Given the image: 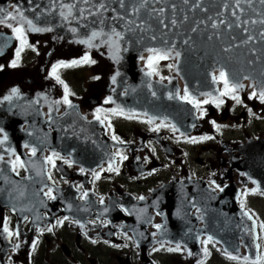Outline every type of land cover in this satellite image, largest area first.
<instances>
[{
    "label": "flooded vegetation",
    "instance_id": "af4514ba",
    "mask_svg": "<svg viewBox=\"0 0 264 264\" xmlns=\"http://www.w3.org/2000/svg\"><path fill=\"white\" fill-rule=\"evenodd\" d=\"M2 26H4L2 27L4 30L9 31L7 35L10 37L12 36L14 44L10 52H8L9 54L3 59H0V65L3 66V70H0V98L9 95L11 89L16 87L21 80L24 79V72L20 74L25 67L23 65L24 62L28 60L36 62L43 47V44H29L30 47H26L21 53L19 67H10L11 61L15 58V51L19 47V41L15 39L10 28L5 25ZM33 48L35 50H33ZM28 50H30V57L26 60L27 57L25 52ZM86 53L90 54L84 51L62 62L66 64L71 63L73 60L81 59ZM149 56L150 55L146 57V61L144 60L142 65H145L146 70H150L149 72H153L155 80L167 82L172 71L170 65H174V63H171L169 58L160 59L150 68L148 66ZM91 57L95 60L92 55ZM54 65L55 64L47 66L44 72L41 70L40 72L42 75L32 72L34 84L32 86H27V88L35 93H40L42 96H33L35 104L32 107L30 106V109H32L31 113L27 112L26 109H22V105H26L29 100V96L22 89H19L20 95L18 97H13L11 101L6 100L5 102H0V141H5V143H2V149L0 148V157H3V159L0 160V197L10 201V203L6 201L8 205L3 203L2 208L4 207L3 215L6 219L5 225L9 231L13 233L10 236V243L7 240L5 244L0 242V251H3L4 245L7 248H10L11 244L13 245V249H9L12 255L8 257L7 254L3 264H121L127 261L126 259H129L131 264H139L140 255L143 251L147 253L145 259H143V264H150L148 259H150L153 264L154 262L155 264H164V257H168L167 263L173 260V262L179 261V264H181V260L185 255L187 259L189 258V252H191L192 255L197 253L198 248L196 244H194L195 241L192 240V242H187L186 240L188 238L186 239L184 234H179V227L176 229L175 237L177 240L185 242V244L191 248L189 252L186 246L182 244L183 242L173 243L170 242L169 239L151 245L154 240H157V237L155 236L153 241L146 240L144 235H142V222H139L138 234L136 233L140 241L137 242L135 238L136 234L134 236V232L129 230L130 227L125 222L127 221L125 218L130 216V207L126 208L125 202L127 200L131 206L134 204L139 205L143 200H146V198L148 199V196L150 197L164 186H169V188L166 187V195H168V192L174 191L176 187L186 189L193 185L197 186L198 184L205 185L212 194H217V198L221 197L222 199L223 193L221 189L230 185V179H228L230 163H228V160L230 159V155L235 153L233 150H230V145L233 143H241L240 141L247 142L248 139L255 141L259 138H264V103L260 102L259 95L257 94L256 97L250 98L253 93L252 90H249L245 94L236 92L235 95L240 97L241 103H237L234 99H231L230 96H223L220 97V99L223 100V104H221L220 107H216L215 103L212 102L207 104L203 103L205 99H211L205 94L198 96L200 97L199 100L198 97L192 96L196 101L200 102L201 107L199 110L194 107L193 104L182 99L188 104V109L186 108L188 111L178 112L176 117H181L184 121L187 119L190 120L193 117L191 119L193 123L191 130L188 134H184L182 132L183 130L177 129L176 125L173 124L171 120L163 121L165 125L163 127L160 126L162 120L147 123L146 121L150 117L145 115L146 110L133 119H127L121 115H113L111 112L113 108L110 107L109 103H105V100H107L110 95L103 94L98 96V94H96L95 96H98L97 100H99V104L94 106H83L81 115L84 116L87 121L97 120L95 116L96 110L98 108L105 110L104 113H101V119L104 121L103 126L106 130L107 137L114 142V147L112 149L114 159L109 162H105L104 160L102 165L91 171L77 164L78 161L73 160L72 156L66 158L58 154L59 158L53 157L55 162V166L53 167L46 159L51 157L53 153H51L52 151L50 152L44 149L45 156L40 157V159L36 161V168L38 169L40 166L43 167L45 165L47 167L48 178H50L48 182L44 183L46 184L43 185V188L46 186L44 190L40 192L38 185L40 183H23L22 180L19 179L27 177V171L22 158L24 156L28 158L33 156L31 150L34 146L28 143H36V139L38 138H40L41 141L42 136H45L44 139L49 140L51 134L56 130L55 127L54 129L51 126L52 123L49 122L51 123L49 127L52 129L49 128L47 133L44 134L43 130L46 127L45 122L50 117V107L48 108L44 102H40L46 101L42 98L45 96L47 99L56 97L59 101L63 100V85L57 83L50 75ZM182 67L188 69L189 65L183 63ZM69 72H71V74L73 73L70 75V78ZM103 74L104 70L101 64H97V62L95 64H83L78 67L68 68L66 79L61 76L59 72L60 78L68 85L70 91L73 93V95L69 96V100L72 104L86 98V94L90 92L95 85L101 82ZM218 76L219 75H217V77ZM96 77H99V79H96ZM185 80L188 81L189 79L187 80L185 78ZM217 83L220 88L217 90V95L219 96V93L224 89V85L222 82ZM184 84L183 79L179 80L178 86L181 89V97L184 96ZM38 102H40V105ZM85 102L86 99L83 103ZM60 106L61 110L52 114L55 115L56 120L64 116L66 112L65 108L67 105L60 103ZM40 107H42L41 111L39 109ZM39 121H41V123ZM203 122L206 124L204 127L201 125ZM97 124L99 126V123ZM109 124H111V127H109ZM80 125L85 126L86 129L92 128V126L89 124H78L75 127L76 132H74L76 136L86 140L89 144V148L93 143L96 144L100 141L101 138L96 139L97 136L95 137L89 132L82 131ZM200 125L201 129L205 131L201 135L198 134ZM173 126H175L177 131H173ZM217 126L219 130H217ZM232 126L243 129L240 137H229L230 132L234 129ZM64 127H66V125H64ZM153 129L158 130L154 131ZM68 131H66V133H68ZM69 135L71 136L72 133L70 132ZM113 135L118 137L119 141H122V143L113 140ZM5 136L7 137L6 140L4 139ZM203 137H211V139H203ZM62 138L63 137L59 139ZM193 138L197 140L196 143L190 142ZM142 140L145 141L143 142ZM80 142H82V140ZM26 144L29 146L25 147ZM218 146H220L219 150H217ZM90 152L95 154V158H88L89 160L84 163L87 165H94L100 159V153L98 151L88 149L77 151L76 154L79 156L80 154L87 153L88 155ZM217 153L224 157V159L221 160L223 162L221 168H219V163L215 161ZM85 157L84 159H86ZM122 157H126V159H122ZM17 158H19L23 166L17 164L15 170H13V174L8 168L11 167L13 169L12 165L17 161ZM42 159H44V161ZM66 160L70 161V164L65 163ZM110 164L112 165V170H109ZM81 169L84 171L82 172ZM64 173H66L67 176ZM93 173L98 174L99 178L97 179ZM237 176L238 174L236 173V188L242 189L239 190L240 194L238 196L237 206L239 209L245 212L247 211L256 221L260 232L261 255L264 256V249L261 244L263 230L260 228L264 220L258 208L253 204V199L264 201V192H253V190L257 188V184L254 185L250 183L248 186L244 187L245 185L238 181ZM242 180L244 181V179ZM213 181L215 182L214 184ZM172 185L174 186L170 187ZM49 189L52 190L53 196L57 195V189H69L67 193L63 191L64 194H61L59 198L60 205L56 209L53 203L56 198L50 199L47 195ZM246 192L247 195H245ZM85 193H87L86 196L84 195ZM140 197H143V199H140ZM215 197L216 195H210L211 207L214 206V202L217 199H215ZM234 199H237V195L234 196ZM23 200H28L31 204L39 202V208L37 209L38 221L37 219L35 221L33 220V213H27L21 225L26 239L29 238L31 242L34 243L38 241V243L36 244L35 250H33L32 246L29 247L26 256L21 260L17 257L18 248L16 246L19 245V248H23V250H26V248H24L25 244L20 240V234L17 231L16 222L19 214L17 215L12 207L13 205H16V207L19 205L23 206ZM241 200L244 201L243 209L241 208ZM30 203L25 206L31 205ZM72 203L73 205L76 203L79 207L73 210L71 208ZM189 204L190 202L188 205ZM63 206L72 211L76 217H72L73 214L69 215L65 213L66 210L64 214H60V211L64 209ZM110 206H113V210L109 208ZM104 209H106V211H104ZM70 211H68V213H70ZM110 211H112L114 215H112ZM57 214L60 216L56 218L55 221H52V218ZM185 214L186 212L184 213L182 208V215L180 217L182 218ZM151 216L154 217V222L149 225V229L154 231L157 230L156 225L162 226L163 221L155 211H152ZM65 217H68V219L64 220ZM61 220L64 221L63 225L58 223V221ZM77 221L79 223H77ZM35 222L36 224H34ZM183 224H187V221L183 220ZM80 225H83V227H80ZM49 227H52L51 232L47 230ZM144 230H146V227L143 226V231ZM178 237H180V239H178ZM197 237H195L196 241ZM230 239L234 245H238V242L234 241V238ZM206 240L207 237H203L201 240L203 252L205 248L204 241ZM92 241H95V243ZM142 241H144V243L147 241L146 247L141 246V244H144ZM239 241L242 242L241 240ZM177 244L180 245V251L169 252L167 250L168 248H175ZM206 246L210 255L204 256L202 260L204 264H210L214 259L220 258L224 263L244 264L243 260H233L223 254L221 248L214 240L209 242ZM242 252L244 254L246 253L245 248H242Z\"/></svg>",
    "mask_w": 264,
    "mask_h": 264
},
{
    "label": "water",
    "instance_id": "95a60500",
    "mask_svg": "<svg viewBox=\"0 0 264 264\" xmlns=\"http://www.w3.org/2000/svg\"><path fill=\"white\" fill-rule=\"evenodd\" d=\"M60 2L61 0H31V2H29V0H0V7L5 8L6 11L14 12L13 6H19L28 18L33 19L38 27L52 29L51 31L45 32H27V38L31 44L44 42L45 46H47L39 55L43 64L42 72L47 69V64L66 60L69 58V55L75 54L74 45L76 49H80V53L85 50H88L92 56H94L95 52L98 53L107 67L111 69L107 78H105V83L98 96L103 95L104 92L110 95L114 103L109 104L113 109L119 106L126 112H134L137 114H142L143 111L146 110L145 113L147 116L155 118L153 122L156 120H171V122L176 125L177 129L183 130L182 132L184 134H188L193 125L191 120L193 117L186 121L181 119V117H176L178 112L188 109L186 101L181 99V89L178 86L179 80L184 79L185 87L183 92L187 87L191 96L198 97L205 93H211L212 96H217L218 83L213 82L212 76L214 75V71L222 68L228 73L230 82H238L243 84L244 87H252L257 91L264 90V38L260 36V33L264 31V25L259 23L261 19H264V5L260 4L259 0H240L239 8L236 7V0H188L187 4L184 3V0H148V3L141 7L140 11L136 14H133L132 10L135 7H139L142 0H124L123 7H121L120 0H89L88 4L77 2V0H63L64 3H76V10L74 11L76 18L72 19L70 17L68 20H64L59 15ZM102 3L105 5L103 9L99 7ZM37 5L39 7H37ZM224 5H227V8H225ZM53 8H55V11H53ZM79 9L85 10L83 18L80 16ZM161 9H163L162 14L160 12ZM233 11L236 12V16L232 15ZM90 12L97 14L91 15ZM117 17H123V19ZM237 17H239V19H237ZM172 20L176 21L175 25L171 23ZM222 20L225 23L221 24L220 21ZM251 20H256L257 23L252 24L250 23ZM101 21H103V23H101ZM128 21H133V23L129 24ZM161 21H163V23H161ZM244 21H249V23L245 24L243 23ZM40 22H43V24L39 25ZM214 22L219 25L215 29L211 27ZM9 23H12L13 26H18L16 22L9 21ZM139 24H143V27H136V25ZM237 24H240V27H237ZM165 25H167V27H165ZM229 25H231V28L228 27ZM72 28L76 29L75 33L71 31ZM112 28L122 32L124 35V39L120 41V59L118 62L111 58L107 45L89 49L86 45L78 42L90 36L93 30L99 31L103 29L105 32H110ZM193 29H195V31H193ZM244 29H247V34H245ZM247 35H251L254 39L245 43L244 41L247 39ZM153 37H155V39H153ZM209 37H211V39H209ZM0 40V59H3L9 54L8 52H10V49L13 47L14 39L12 36L10 37L0 33ZM185 41H187V43H185ZM95 43L99 44V40ZM148 48L162 50L172 49V55L170 57L174 59L175 64L173 67V76L167 82L155 80L153 74L146 75L149 71L142 67L141 62L145 60L146 56L151 54L148 52ZM62 49H68L69 53L63 52ZM225 49L229 50L226 51ZM177 51L181 54L179 59L175 58V52ZM141 57H143V59ZM187 60H194L196 63L205 65L203 68L194 70L193 72L191 69H184V67H182L183 62L186 63ZM117 73H119V75H117ZM32 76L33 74L31 71L26 72L24 74V79L16 86L29 96L26 105H22V109H26L29 113L32 111L30 108L35 104L33 96H42L40 93H35L27 88V86H32L34 84ZM113 76H116L115 83L112 81ZM245 77H248V79H245ZM185 78L189 80L186 81ZM193 80L195 83H192ZM203 84L206 85V87L204 86L203 88ZM149 85L151 87H149ZM253 85H255V87H253ZM91 91L92 89L90 92ZM153 92H155V96ZM170 94L173 97L172 99H169ZM95 95L96 94L86 97L81 100V102L73 103V107L71 108L67 106L65 108L67 113L65 112L64 116L58 120H56L55 115L52 114L61 110L60 104L57 105L53 103L59 100L53 97L48 98L46 101H40L44 102L48 108L50 107V117L45 122L46 127L43 130L44 134L51 128L49 127L51 123V126L53 128L55 127L56 130L51 134L49 140L44 139L45 136H42L41 141L40 138H38L36 139V143H28L29 145L37 147L35 148L36 154L29 158L25 156L22 158L27 171V177L19 180H22L23 183L38 182L40 183L38 184L40 192L44 190L46 187L43 188V185H46L44 183L49 181L47 167L44 165L43 167L40 166L38 169L36 168V161L39 160L40 157L45 156L44 149L50 152L52 151L51 153L56 152L66 158L72 156L73 160L78 161L77 164L91 171L102 165L104 160L105 162H109L114 159L112 154L114 142L107 137L103 123L99 120L87 121L84 116L81 115L83 106H94L99 104V100H97L98 96ZM85 99L86 102L83 103ZM5 101L4 97L0 98V102ZM40 102H38L39 105ZM39 109L41 111L42 107ZM39 122L41 123V121ZM97 123H99V126ZM78 124H89L92 126V128L86 129L85 126L80 125V129L82 128V131L89 132L95 137L97 136L96 139L101 138L100 141L96 144L93 143L89 148V144L86 140L74 134V132H76L75 127ZM64 125H66V127H64ZM66 131H68V133H66ZM70 132L72 133L71 136L69 135ZM204 132L205 131L199 126L198 134L201 135ZM61 137L63 138L59 139ZM79 140H82V142ZM142 141L144 142L145 140ZM242 145H244V147H242ZM2 147V144H0L1 149ZM88 149L100 153V159L95 163L96 165H87L84 163L92 157L95 158L93 152L88 153V155L87 153L80 154L79 156L76 154L77 151ZM233 150L235 153L230 155V159L228 160V163H230V173L228 177V179H230V185L223 189L222 199L221 197H218V199L217 194H212L210 190L202 184H198L197 186L193 185L186 189L176 187L174 191L170 189L171 192H168V195H166V187L169 188V186H164L158 190L159 192L156 191L150 197L148 196V199L146 198V200H143L139 205L134 204L131 206L126 200L125 207H130V212L128 211L130 216L125 218V220H127L125 222L131 228H129V230L134 232L133 234L135 236L136 233L138 234L139 222H142V235H144L146 240L153 241L154 237H157V240H154L151 244L154 245L164 242L166 239H169V241L173 243H182L183 241L177 240L175 237L176 229L179 227V234H184L186 239L188 238L186 240L187 242H192V240L196 242H194V244H196L199 253L197 252L194 256L195 258L191 254V261H194V259H202L204 256L201 247V240L204 235H206L205 237L207 238L212 236L213 240L222 247L224 253L227 251L232 255L250 257L251 259L260 255V250L256 248V245L259 244L257 223L253 217L249 219L248 216L244 215L245 211L238 208L239 190L242 189L236 188L237 184L235 180L237 173L238 181L243 183L245 185L244 187L255 181L256 183L253 184L259 185V191L264 192V138H259L255 141L248 139L247 142L239 143L236 149L233 148ZM84 157L86 159H84ZM42 160L44 161V159ZM8 169L14 174L11 167ZM242 179H244V181ZM57 190L56 199L53 201L55 209L60 205L59 198L61 194L69 191V189ZM210 195H216L215 199L217 198L213 207L210 206ZM235 195H237V199H234ZM6 201L10 203L9 200L0 197V241L3 244H5L6 240L8 242L10 240L8 233L3 231L6 219L3 215L4 207L2 208V206ZM189 202L190 204L188 205ZM29 203L30 201L25 200L23 206L19 205L16 207V205H13L12 207L13 211L17 215L19 214L16 222L17 231L20 234V240L25 244L24 248H26V250H23V248L18 247V258L25 257L28 252L27 249L33 245V242H31L29 238L26 239L21 228L22 220L27 213H33L32 216L34 215V221L37 219L39 202L30 203L31 205L25 206ZM63 207L64 209L60 211V214H64L66 210L65 213L69 215L73 214L72 217H76L72 211L66 209L65 206ZM78 207L76 203H74V205L73 203L71 204L73 210H76ZM109 208L113 210V206ZM182 208L183 212H186V214L181 218ZM151 210L157 212L163 221L162 226L154 231L149 229V225L154 222V217L151 216ZM68 211H70V213H68ZM104 211H106V209H104ZM110 213H112V211H110ZM57 215L52 218V221H55L56 218L60 216ZM112 215H114V213H112ZM183 220H186L187 224L184 225ZM34 224H36V222ZM143 226L146 227L144 231ZM137 234L135 238L137 242H140ZM195 237H197V241ZM230 238H234L236 241L238 240V245H234ZM240 238L243 239L241 240L242 242L239 241ZM178 239H180V237H178ZM142 243H144V241H142ZM146 244L147 241L141 244V246L146 247ZM182 244L186 246L188 252L191 250L185 242ZM10 248H7L5 245L3 246V251L0 254L1 264H3L5 257L9 254ZM242 248H245V254L242 252ZM146 255L147 253L144 251L141 253L139 264L144 263L143 259H145ZM126 260L127 261L123 260L125 262L121 264H131L129 259ZM148 262L153 264L150 259H148Z\"/></svg>",
    "mask_w": 264,
    "mask_h": 264
},
{
    "label": "snow or ice",
    "instance_id": "6c2138e0",
    "mask_svg": "<svg viewBox=\"0 0 264 264\" xmlns=\"http://www.w3.org/2000/svg\"><path fill=\"white\" fill-rule=\"evenodd\" d=\"M29 2H31V0H29ZM77 2H82L84 4H88L89 0H77ZM148 3V0H142L141 4L139 7H135L133 8V14H136L140 11V8L143 7L145 4ZM184 3H188V0H184ZM259 3L264 5V0H259ZM120 4L121 7L124 6V0H120ZM198 6V5H197ZM240 6V0H236V7L239 8ZM250 6V5H249ZM14 7V12H9L6 11L5 8L0 7V24L5 25L6 27L10 28L12 33L14 34V37L17 41H19V47L16 49L15 51V58L11 61L10 67L12 68H17L20 65V60H21V53L23 52V50L26 47H30L29 43H28V39H27V32H45V31H51V28H44V27H38L33 19L28 18L25 15V12L23 10H21V8L19 6H13ZM37 7H39L37 5ZM99 7L101 9H103L105 7V5L102 3L99 5ZM225 8H227V5H224ZM34 10V9H33ZM76 10V3H64L63 0H61L60 2V11H59V15L64 19V20H68L70 17L72 19H75V15H74V11ZM53 11H55V8H53ZM84 9H79L80 12V16L83 18L84 16ZM161 14L163 13V9L160 10ZM91 15H96L97 13H93L90 12ZM233 16H236V12L233 11L232 13ZM119 19H123V17H117ZM237 19H239V17H237ZM9 21H13L16 22V24L18 26H13L12 23H9ZM101 23H103V21H101ZM129 24H132L133 21H128ZM161 23H163V21H161ZM173 25L176 24L175 20H172L171 22ZM221 24L225 23L223 20L220 21ZM243 23L247 24L249 23V21H244ZM250 23L252 24H256L257 21L256 20H251ZM260 24L264 25V19H261L259 21ZM219 25L217 23H212L211 27L212 28H217ZM237 27H240V24L236 25ZM136 27L138 28H142L143 24H139L136 25ZM165 27H167V25H165ZM229 28H231V25L228 26ZM72 32H76L75 28L71 29ZM193 31H195V29H193ZM245 34H247V29H244ZM260 36L262 38H264V31H262L260 33ZM124 39V35L122 32L117 31L115 28H112L110 32H105L103 29L96 31L93 30L90 34V36H88L86 39H81L78 42L81 44L86 45L89 49L92 48H99L101 46L107 45L109 53L111 54V58L118 62L120 57H119V52H120V41ZM153 39H155V37H153ZM209 39H211V37H209ZM254 38L251 35H247V39L244 41L245 43L252 41ZM97 40H99V44L95 43ZM185 43H187V41H185ZM33 50H35L33 48ZM148 52H150L152 55L149 56L148 58V66L150 68L153 67L154 63L157 60L160 59H168L171 55H172V49L169 50H162V49H157V48H148L147 49ZM226 51L229 49H225ZM180 52H175V58L179 59L180 57ZM143 59V57H141ZM96 61L92 59L90 54H85L81 59L79 60H73L71 61V63H57L52 67V71L50 73L51 77L54 78L57 83L63 85L64 88V96H63V100L62 101H54L53 103L55 104H60L63 103L65 105H67L69 108L73 107L71 101L69 100V96L73 95V93L70 91L68 85L60 78L59 75V69L61 68H70V67H78L81 66L83 64H95ZM170 67H172L170 65ZM0 70H3V66L0 65ZM152 73H146V75H151ZM117 75H119V73H117ZM96 79H99V77H96ZM163 79V78H162ZM245 79H248V77H245ZM212 80L214 83L216 82H222L224 85V89L223 91H221L219 93V96L217 97H212L211 93H205L206 96L210 97L211 99H205L203 103L207 104L209 102L215 103L216 107H220L221 104H223V100L220 99V97L223 96H230L231 99H234L237 103H241L240 97L238 95H235V93L239 90L242 89L244 87L243 84L241 83H233L230 82L229 78H228V73L224 70V69H220L219 70V76L217 77L216 75L212 76ZM112 81L113 83L116 82V76L112 77ZM149 87H151L149 85ZM253 87H255V85H253ZM20 95L19 89L17 87H13L10 91V94L5 96L4 99L11 101V99L13 97H18ZM153 95L155 96V92H153ZM178 95V94H177ZM259 99L261 103H264V90L259 91ZM257 96V92L253 91L252 96L250 98L256 97ZM43 99L47 100V97H42ZM173 97L171 96V94L169 95V99H172ZM181 99L186 100L188 103L193 104L194 107H196L198 110L200 109L201 105L199 101H196L191 94L188 92L187 87L184 90V96L181 97ZM105 103H114V101L112 100L111 97H109L107 100H105ZM251 111V110H249ZM105 110L102 108H98L96 110L95 116L96 119L99 120L101 123H104V121L101 119V113H104ZM113 115H121L124 116L127 119H133L135 118L137 115V113H125L124 110L122 108H120L119 106H117V108H114L111 110ZM145 115H147L145 113ZM155 118L150 117L146 122L147 123H152L154 121ZM214 123V122H213ZM161 127L165 126L163 121L161 122ZM109 127H111V124H109ZM154 131L158 130V129H153ZM217 130L218 126H217ZM173 131H177V129L175 128V126H173ZM113 140H116L118 142L119 138L116 137L115 135H113ZM5 140L7 139V137L5 136L4 138ZM203 139H211V137H203ZM4 141H0V144H2ZM191 143H196L197 140L195 138H193L191 141ZM28 145L26 144L25 147H27ZM32 155L34 156L36 154V149L32 148ZM55 158H59L58 154L53 152L51 157L46 158L48 163H51L53 165V167L55 166V162L54 159ZM3 157H0V160H2ZM122 159H126V157H122ZM65 163H69L70 161H65ZM17 164H20V166H23L22 162L19 161V158H17V161L15 163H13L12 167L13 170H15ZM109 170H112V165H109ZM81 171L83 172L84 170L81 169ZM94 176H96V178L98 179L99 176L96 173H93ZM50 178V177H49ZM215 182L213 181V184ZM253 183H256L255 181H253ZM221 191H223V189H221ZM259 191V185H257V188L253 190V192H257ZM47 195L49 196L50 199H55V196L52 195V190L49 189V192L47 193ZM85 196L87 195V193L84 194ZM245 195H247V192L245 193ZM140 199H143V197H140ZM241 208H244V201L241 200ZM244 215L248 216L249 219H252V215H249V213L246 211L244 212ZM68 217H65L64 220H67ZM58 223L60 225H63L64 221H58ZM77 223H79L77 221ZM54 227V226H53ZM80 227H83V225H80ZM157 229L160 228V225H156ZM254 227H255V222H254ZM261 230H264V224L260 225ZM49 232L52 231V227H49L47 229ZM4 232L8 233L9 236H11L13 233L9 231V229L7 228V226L5 225ZM213 240L212 236H209L207 238L206 241H204L205 243V248H204V255L208 256L210 255V253L208 252L207 249V244L209 242H211ZM93 243H95V241H92ZM38 243V241L34 242L32 245L33 250H35L36 244ZM17 248L19 247V245L16 246ZM259 244L256 245L257 250H259ZM169 252H173V251H180V245L177 244L175 248H168L167 249ZM225 254L233 260H243L244 264H264V256L262 255H257L254 259H251L250 257H240L238 255H232L231 253L225 251ZM189 255H191V252H189ZM200 264H204L203 261L200 262Z\"/></svg>",
    "mask_w": 264,
    "mask_h": 264
},
{
    "label": "rangeland",
    "instance_id": "374dc122",
    "mask_svg": "<svg viewBox=\"0 0 264 264\" xmlns=\"http://www.w3.org/2000/svg\"><path fill=\"white\" fill-rule=\"evenodd\" d=\"M2 27H4V26H2V24H0V31L1 32H4L6 34L9 33V31L4 30ZM38 44H43V47H42L40 52H42L44 50V48L47 47V46H45L44 42H39ZM74 49H75V52H76L74 55L80 54V49H76L75 45H74ZM62 51L69 53L68 49H62ZM25 55L27 57L26 58V60H27L30 57V50L26 51ZM74 55H69V57L70 56H74ZM94 56H95L94 58H95V61L97 62V64L98 63L101 64V67L104 70V74H103V79L101 80V82L97 86H94L92 88V91L88 92L86 94V97H89V96H91L93 94H99L100 93V91H101V89L103 87V84L105 83V78H107V76H108V74L110 73V70H111L109 67H107L106 63L102 60V57L99 56L98 53L95 52ZM170 60H171V63H173V62L175 63L174 59L170 58ZM23 65L25 66L23 68L24 71H26V72L27 71H31V72H34V73H36L38 75H42V73L40 71L42 70L43 64H42V61L40 60V56L38 57L36 62H34L33 60H28V61L24 62ZM24 71H21L20 74H23ZM59 72H60L61 76H63L66 79L68 68H61V69H59ZM68 74H69V78H70L71 77L70 75H72L73 73L71 74V72H69ZM180 85H181V82H180ZM244 89H246V88H244ZM247 92H248L247 90H243L244 94L247 93ZM79 102H81V100ZM201 125H203V127H204L206 124L203 122ZM201 125H200V127H201ZM233 128L234 129H232V131L230 132L229 137L230 138L240 137V135L243 132V129H240V128L238 129V128H235V127H233ZM240 142H244V141H240ZM233 144H236V143H233ZM219 147L220 146H218L217 150H219ZM222 159H224V157L221 156V154L217 153L215 161L219 163V168H221V165H223V162L221 161ZM253 204L258 208V211L260 212L261 216L263 217L262 219L264 220V201L258 200V199H253ZM263 224H264V222H263ZM261 241H262L261 244H262L263 249H264V230H263V236H262ZM164 258H165V263L164 264H179V261L178 262H176V261L173 262V260L170 263H167L168 257H164ZM113 260L115 261L114 258H113ZM185 260H189V259H187L186 255L181 260L182 261L181 264H191V261L186 262ZM210 264H228V263H224L223 260L220 258V259H214V261L211 262ZM229 264H234V263H229Z\"/></svg>",
    "mask_w": 264,
    "mask_h": 264
},
{
    "label": "bare ground",
    "instance_id": "6f19581e",
    "mask_svg": "<svg viewBox=\"0 0 264 264\" xmlns=\"http://www.w3.org/2000/svg\"><path fill=\"white\" fill-rule=\"evenodd\" d=\"M43 24V22H40V24L39 25H42ZM49 24V23H48ZM3 25V24H2ZM50 25V24H49ZM57 28V27H56ZM60 29H62V28H60ZM0 33H3V34H5V35H7L6 33H4V32H1L0 31ZM28 39V38H27ZM1 41V40H0ZM28 43L29 44H31L29 41H28ZM14 44V43H13ZM12 45V44H11ZM85 51H87V52H89L88 50H85ZM84 52V51H83ZM82 53V52H81ZM72 55H74V54H72ZM78 55V54H77ZM90 55H92L91 53H90ZM71 57V56H70ZM69 57V58H70ZM190 57H192V56H190ZM93 58H94V56H93ZM144 62V60L141 62V64ZM174 63V62H173ZM184 63V62H183ZM186 63L189 65V68L188 69H191V70H193V72H194V70H199V69H201V68H203L204 67V65L205 64H199V63H196L194 60L192 61V60H187L186 61ZM53 64H55V63H52V64H47V66H50V65H53ZM142 67L144 68V66L142 65ZM208 67V66H207ZM145 69V68H144ZM22 71H24L23 69H22ZM28 72V71H27ZM184 72V71H183ZM26 73V71H24V74ZM187 74V73H186ZM180 76V75H179ZM179 76H177V77H179ZM185 76V75H184ZM120 80V79H119ZM184 80V79H183ZM193 82L195 83V81L193 80ZM192 82V83H193ZM178 84H179V81H178ZM204 86L206 87V85H204L203 84V88H204ZM201 87V86H200ZM198 88V87H197ZM244 88H246V89H244ZM244 88H242V89H239L237 92H241V93H243V90H247V91H249V90H252V91H256L257 92V94H259V91H257V90H255L254 88H252V87H244ZM155 89V88H154ZM104 94H106V92H104ZM157 94V93H156ZM110 97V96H109ZM239 145V143H236V144H231L230 145V150H233V148H235L236 149V147ZM242 147H244V145H242ZM234 151V150H233ZM257 231H258V243H259V245H260V232H259V228H258V226H257ZM206 235H204V236H202V237H205ZM239 240H242V238H240ZM234 241H236V240H234ZM1 242V241H0ZM215 242V241H214ZM237 242H238V240H237ZM216 243V242H215ZM217 244V243H216ZM218 245V244H217ZM2 246V245H1ZM219 246V245H218ZM220 247V246H219ZM221 248V250H222V247H220ZM260 255H261V246H260ZM222 252H223V254H225L224 253V251L222 250ZM2 253V251H0V254ZM197 253H195V254H193L192 256L194 257L195 255H196ZM226 255V254H225ZM205 256V255H204ZM204 256L202 257V259H194V261H191V255H189V260H187L186 262H189V261H191V264H199L202 260H203V258H204ZM227 256V255H226ZM192 257V258H193ZM195 258V257H194Z\"/></svg>",
    "mask_w": 264,
    "mask_h": 264
}]
</instances>
